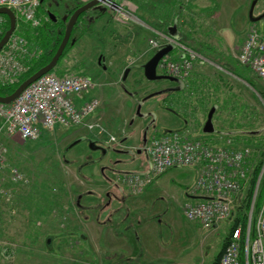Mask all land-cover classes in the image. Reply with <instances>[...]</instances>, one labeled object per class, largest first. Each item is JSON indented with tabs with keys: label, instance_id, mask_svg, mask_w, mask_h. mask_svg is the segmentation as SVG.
<instances>
[{
	"label": "rangeland",
	"instance_id": "obj_1",
	"mask_svg": "<svg viewBox=\"0 0 264 264\" xmlns=\"http://www.w3.org/2000/svg\"><path fill=\"white\" fill-rule=\"evenodd\" d=\"M112 1L123 2L131 17L115 15L116 11L110 7L103 8L101 15L91 12L87 30L74 39L52 70L58 74L87 75L96 81L88 95L100 101L91 119L101 130L58 126L44 131L40 139L28 141L0 134V146L5 147L0 166V264H104L97 258L93 261L91 249L83 246L76 235L86 231V222L95 220L76 205L78 194L89 190L101 194L104 189L96 184L102 180L101 165L89 168L84 162L88 156L99 162L103 157L101 146H105L100 140L112 136L119 141L117 138L122 133L117 134L121 130L126 132L128 120L136 123L142 120L136 115V102L166 84L164 79L147 81L139 65L152 52H146L149 41L163 42L164 34L170 37L168 32L174 21L180 35L177 42L186 44L197 57L187 76L188 85L177 95H155L146 99L140 113L150 109L156 115L158 128H177L174 116L179 112V120L187 121L185 131L190 133L187 135L190 139L201 140L212 147H247L252 154L247 160L249 173L258 159L264 160V81L239 65L238 47L229 50L231 52L223 49L232 42L229 41L231 30L217 29L213 26L216 22H211L200 7L188 5L187 0ZM42 8L45 10L44 6L40 7L39 18L46 17ZM262 9L264 1L259 0L253 15ZM223 20L227 19L219 20L222 25ZM246 24L248 29L252 25L249 21ZM135 48L136 51H131ZM174 53L175 49L170 55ZM126 64L133 67L123 79ZM214 105L215 129L205 133L203 126ZM90 138L96 140L95 148H90ZM123 143L124 140L119 143L122 149L130 147L134 151L139 147ZM13 168L22 174L18 181L11 177L9 170ZM260 178L255 183V197ZM249 179L237 193L228 220L216 228L218 231L182 219L187 226L184 231L175 232V264L211 262L234 217L245 212L241 204ZM88 201L83 199L78 203ZM257 214V209L251 211L253 221Z\"/></svg>",
	"mask_w": 264,
	"mask_h": 264
},
{
	"label": "built area",
	"instance_id": "obj_2",
	"mask_svg": "<svg viewBox=\"0 0 264 264\" xmlns=\"http://www.w3.org/2000/svg\"><path fill=\"white\" fill-rule=\"evenodd\" d=\"M40 2L41 0H0V7L11 9L19 24L36 29L42 24V18L37 15ZM108 3L113 5L112 1ZM114 5L117 15L127 19L131 17L123 2ZM5 24L6 20L0 15V39L4 34ZM149 43L152 48L159 46L156 40ZM178 46L181 49L179 58L166 56L159 62L158 68L174 77L185 79L196 54L182 45ZM32 56L27 40L16 27L0 49V85L15 83L27 70L25 60ZM237 60L241 65L247 66L256 77L264 80V32L257 27L250 28L237 54ZM93 87L94 82L86 76L71 73L59 76L53 72L41 75L10 104L0 103V134L35 140L42 130L56 126L82 125L91 130H101L98 123L90 120L98 107V100H82ZM4 151L5 148L0 146V166ZM145 152L150 161L149 169L125 175L120 182L137 192L166 169L196 166L197 176L189 194L203 198L198 201L187 199L182 202L180 209L188 221L207 228L215 227L230 217L237 193L250 177L246 167L251 151L247 147H212L172 130L153 136L146 144ZM263 171L261 169L260 177ZM11 174L14 180L21 179L16 169H12ZM216 264H264V199L253 222L250 211L245 232L242 233L241 224H237L228 236Z\"/></svg>",
	"mask_w": 264,
	"mask_h": 264
},
{
	"label": "crops",
	"instance_id": "obj_3",
	"mask_svg": "<svg viewBox=\"0 0 264 264\" xmlns=\"http://www.w3.org/2000/svg\"><path fill=\"white\" fill-rule=\"evenodd\" d=\"M187 2L188 5L193 4V6L200 7L211 18V22L217 23V25L213 24L217 29L223 27L226 30H231L229 41L232 42L228 46L224 45L223 49L231 52L229 50L232 49L233 51L238 47L237 51H239L248 32L246 22L249 21L247 15L251 0H187ZM257 6L258 1L254 9ZM262 10H258L257 13H261ZM221 13L224 14L223 18L227 19L223 20V25L220 23L223 19ZM255 24L261 31H264V20ZM136 50V48L131 49V51ZM127 66L130 69L133 67L132 65ZM186 84L188 85V81ZM146 115L147 111L139 116L137 115L142 118L140 123L128 120L126 132L121 130L117 135L121 133L122 135L117 139L119 141L124 140V145L140 146L143 144L144 132L147 131L150 125L143 130ZM152 117H156L154 112ZM185 123H187L186 120L180 121L179 118L175 117V126H178L175 129L185 130ZM164 125L168 124L165 123ZM129 129L133 130L129 131ZM165 129L170 128L157 127L155 132L159 133ZM75 132L80 133V131ZM100 141L105 143L107 147L105 151L102 149V159L96 162V159L90 157L97 165L95 163H84L89 168L99 166L98 164L101 165L99 174L102 175V180L95 182L97 185L104 187L105 190L103 189L101 194L93 190L81 192L79 193L81 197L79 201L83 199L91 200V204H88V201L84 205L104 206L99 210L100 218L98 217V221L86 222L88 225L86 231H81L76 235H79L78 238L84 243L83 246L91 249L90 255L93 261H96L97 258L104 264H175V232L177 230L184 231L185 226H187L182 223V219L190 223L182 215L180 204L187 199L198 201L203 198V196L189 194L197 176V167L185 166L168 169L155 177L140 193L131 194L127 191H119L105 181L104 175L108 174L110 165L116 162L115 168L117 170L136 171L146 169L148 161L144 154L139 151L136 155H130L122 150L123 146L112 144L108 142V139H101ZM129 158L130 161L125 162ZM103 160H106V162L102 163ZM117 197L121 200L117 201ZM94 213L96 214V211L91 213L92 219H94ZM106 216L110 219L106 220ZM230 227L231 225H229L224 237L221 238L220 248L214 257H217L222 251ZM216 228L217 226L213 227V230L218 231ZM81 252L86 256V251ZM214 257L209 264L216 262L217 258Z\"/></svg>",
	"mask_w": 264,
	"mask_h": 264
},
{
	"label": "trees",
	"instance_id": "obj_4",
	"mask_svg": "<svg viewBox=\"0 0 264 264\" xmlns=\"http://www.w3.org/2000/svg\"><path fill=\"white\" fill-rule=\"evenodd\" d=\"M41 0L42 4L39 5L37 9V15L40 7L44 6V14L46 15V19H43L42 24L37 28V29H30L28 27H25L24 24L21 26V31L20 34L27 40L28 44V49L30 52L33 53V58L29 57L25 60V64L27 66V70L20 75L18 80L15 83L9 84V85H0V96H6L12 93L15 88L27 77L32 75L34 72H36L39 68L43 67L46 65L52 56L54 55L62 37L64 34V29L65 25L67 22V19L64 20L63 18L66 15V18L71 15V13L74 12L75 9H77L80 5L81 2H78L76 0H59L58 5H54V3L51 0ZM52 12L57 20L53 21L51 17L47 16V11ZM65 14V15H64ZM102 14V13H98ZM3 18L6 20V24L4 26V30L8 28V19L7 16L2 15ZM39 16V15H38ZM89 16L90 12H84L79 15L78 20L76 21L75 25L72 28L71 36L68 40V43L59 58V61L62 59V57L65 55V53L68 51V49L73 45V41L75 38L80 37L89 27ZM4 31V32H5ZM183 44L184 40H181ZM186 46V44H185ZM32 47V49H31ZM188 47V46H186ZM37 49V50H36ZM36 51V52H35ZM31 60V61H30ZM241 66V65H240ZM237 67V66H236ZM243 69H246L249 71L246 67L241 66ZM241 70V69H240ZM239 71V70H238ZM241 72V71H239ZM238 75V73H237ZM240 76V75H239ZM263 155V154H262ZM264 160L258 159L257 162L255 163L251 174H250V179H249V184L247 185L246 193L244 200L242 201V208L245 210V212H241V214H237L234 217L233 223L230 227L229 234L232 233L234 228L237 226V224H241L242 226V233L245 232L246 229V223H247V212L250 209L251 206V201H252V196H253V191L255 187L256 180L259 176V173L261 171V167L263 164ZM264 199V171L263 174L260 178V183L258 187V192L255 197V201L253 204V210H259L261 207V204ZM257 207V208H256ZM256 208V209H255ZM227 237L225 238L226 242ZM224 242V246H225ZM223 246V247H224ZM223 250V249H222ZM222 251L219 253L217 256L218 261Z\"/></svg>",
	"mask_w": 264,
	"mask_h": 264
},
{
	"label": "water",
	"instance_id": "obj_5",
	"mask_svg": "<svg viewBox=\"0 0 264 264\" xmlns=\"http://www.w3.org/2000/svg\"><path fill=\"white\" fill-rule=\"evenodd\" d=\"M257 1L258 0H252V2L250 4L249 13H248L250 21H258V20L264 18V11L257 16L252 15L253 7ZM106 2H107V0H90L86 3H84L82 6L75 9L74 12L67 19V23L65 26L63 37H62L54 55L50 59V61L46 65H44L43 67L39 68L32 75L27 77L25 80H23L15 88V90L12 93H10L9 95H6V96H0V103L8 104V103L12 102L16 97L19 96V94L22 92V90L25 89L30 83L35 81L42 74L52 70L56 66L60 56L62 55V53H63V51H64V49L68 43V40H69L71 32H72V28L75 25L76 20L78 19L79 15L82 14L84 11L88 10L89 8L96 6L98 3H106ZM0 15H5V16H7V19H8V28L5 31V33L3 34L2 38L0 39V49H1L2 46L5 44V42L8 40L11 33L15 29L16 17L14 15L13 11L7 7H0ZM50 16H52V14ZM52 19L55 20V18L53 16H52ZM63 19L66 20V17H64ZM168 33L172 37H177L175 21L173 23L172 28L169 29ZM172 49H173V44H171V43L159 48L144 64L141 65V67L143 69V75H144L146 80L156 81V80H161V79H168V80L176 81V82L179 81L176 78H173L171 76L158 74L156 71V66H157L159 60L164 55L168 54ZM129 70H130L129 67H127L125 69L123 79H125V76L127 75ZM152 95H154V94H150V95L144 97L143 99H141V101H139L137 108H136V114H138V115L140 114L139 109H140L141 103L145 99L151 97ZM215 109H216V106L214 105L208 112L206 122L203 126V131L205 133H210V132L214 131L212 115H213ZM89 146H90V148H95V144H94L93 140H89ZM263 170H264V165L262 166V171ZM259 178H260V175H259ZM49 241H50V237L47 238L46 243L48 244Z\"/></svg>",
	"mask_w": 264,
	"mask_h": 264
},
{
	"label": "flooded vegetation",
	"instance_id": "obj_6",
	"mask_svg": "<svg viewBox=\"0 0 264 264\" xmlns=\"http://www.w3.org/2000/svg\"><path fill=\"white\" fill-rule=\"evenodd\" d=\"M58 1L59 0H52V2L54 3V5H58ZM90 11V10H89ZM96 11V9H91V11L90 12H95ZM99 63H100V61H98V65H99ZM165 85H163V86H161V88L160 89H156L157 91H155V92H157L158 94H156V96H161V95H163V96H168V95H170V94H172V93H175V95H177L180 91H182L184 88H186L187 87V84H186V82H181V83H178V82H174V81H171V80H168V79H166L165 80ZM153 114V112H152V110H147V115H146V119L144 120V126H143V130L145 129V127L146 126H148L149 124H150V126H149V128L147 129V131L146 132H144L145 133V135H144V137H143V140H146V138H147V136H148V133H149V130H150V128H151V126L152 127H156L157 126V124H156V117L155 118H153L151 115ZM174 114V113H173ZM174 117H177V118H179V112L178 113H176L175 114V116ZM185 120V119H184ZM127 149V150H126ZM123 151H126V152H128L130 155L131 154H135L136 155V153H137V151H138V149L137 148H135L134 149V151L132 150V149H130L129 147L128 148H125V149H122ZM132 159V158H131ZM127 160V161H126ZM125 160V162H129L130 161V158L129 159H126ZM92 161V162H91ZM94 163L93 162V159H91L90 158V156H88V158H86V163ZM93 165V164H92ZM116 167V162H113L112 163V165H110V167L108 168V174H105L104 175V177H105V181L107 182V183H109L110 185H112V186H114V187H116V189H117V185H115L114 183H111V177H113V176H115V177H117V176H121V175H131V174H134V173H140L141 172V170H136V171H120V170H117V168H115ZM105 192H107V191H105ZM79 198H78V201L80 200V194H79V196H78ZM119 200H121V198H119V197H117ZM77 205V204H76ZM78 207H80V210L81 211H83V212H85V213H93V212H95L96 211V214L94 213V219L95 220H97L98 221V217H99V210H101L102 208H103V206L104 205H102V206H95V207H93L92 205H89V206H87V205H84V204H79L78 203V205H77ZM91 217H92V215H91ZM107 218V217H106ZM110 219V217H108L106 220H109Z\"/></svg>",
	"mask_w": 264,
	"mask_h": 264
},
{
	"label": "bare ground",
	"instance_id": "obj_7",
	"mask_svg": "<svg viewBox=\"0 0 264 264\" xmlns=\"http://www.w3.org/2000/svg\"><path fill=\"white\" fill-rule=\"evenodd\" d=\"M42 1H43V0H42ZM46 1H47V0H46ZM46 1H44V2H46ZM40 3L42 4V2H40ZM41 4H40V5H41ZM86 12H87V11H86ZM71 14H72V13H71ZM64 15H65V14H64ZM91 15H93V14H91ZM65 17H66V15H65ZM68 17H69V16H68ZM68 17H67V18H68ZM90 17H91V16H90ZM78 18H79V17H78ZM77 20H78V19H77ZM65 23H66V22H65ZM65 26H66V25H65ZM64 30H65V29H64ZM31 49H32V47H31ZM36 50H37V49H36ZM35 52H36V51H35ZM33 57H34V56H33ZM33 57H32V58H33ZM27 60H28V59H27ZM30 61H31V60H30ZM25 65H26V64H25ZM190 71H191V70H190ZM230 144H231V143H230ZM73 145H74V144H73ZM69 147H70V146H69ZM234 147H235V146H234ZM251 155H252V154H251ZM235 203H236V202H235Z\"/></svg>",
	"mask_w": 264,
	"mask_h": 264
}]
</instances>
